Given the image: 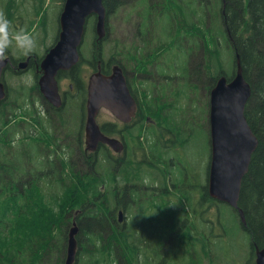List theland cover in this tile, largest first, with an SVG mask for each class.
I'll return each mask as SVG.
<instances>
[{"label": "rangeland", "instance_id": "374dc122", "mask_svg": "<svg viewBox=\"0 0 264 264\" xmlns=\"http://www.w3.org/2000/svg\"><path fill=\"white\" fill-rule=\"evenodd\" d=\"M62 1L0 0V11L5 13L13 28L27 30L35 36L38 41L35 51L41 48L44 51L46 46L51 47L54 43ZM216 3L219 4V2ZM219 6L215 5L216 10ZM132 12L130 0L122 8H114L108 15L109 35L101 43L100 59L105 65L110 60L109 68L115 62H119L125 68L142 106L147 105L148 96L153 93L150 78L155 71H158L161 78L167 81L163 89V98L169 97L170 87H174V95L178 97L179 105L182 99L186 132L180 145L173 137L174 141H167V145L162 150H159L158 145L154 146V142L152 150L147 151L148 140L141 125L133 135H138V140L136 137L127 155L123 159L120 158L121 162L133 158L135 163L123 166L120 171L110 170L108 167L100 168L105 178L101 192L109 200L114 199L116 204L112 212L114 216L112 224L117 229L118 240L123 239L125 242L129 240L128 244L132 247L129 251L130 256L132 260H135L132 264H137L138 256L134 254L139 244L143 243L146 245L145 254L151 256V259L147 260L145 256L139 257L138 264H160L162 257L166 258L163 264H191V260L197 264L252 263L254 259H250L249 237L239 223L235 212L224 204L217 207L214 204L211 205L201 196L209 160V124L206 112V103L207 109L209 107V89L212 85L209 87V81L218 76L220 69L229 74L233 64L231 44L222 28L221 20L218 17L207 22V25L201 23L198 35H186L187 42L185 38L179 39L177 43L180 47L173 43L177 39L173 38V34L169 37L164 35L162 38L160 37L166 32L158 34L154 48L149 51L150 49L148 50L146 46L142 45L139 48L136 43L134 25L138 21L133 15L131 16ZM143 13L144 11L138 10L139 15ZM154 25L158 31L166 28L169 31L172 23L161 26L158 22ZM93 36L91 20H88L80 47L82 61L77 68V73L82 77L83 82L93 71L89 62L95 63L97 59ZM148 37L151 38V33L145 35V42ZM161 42L165 44L162 53H160ZM190 43L191 46L193 45L192 52L188 51ZM194 43H196L195 46ZM144 50L148 51L146 54L148 64H145L142 76L138 77L133 70L137 65L135 58L138 59ZM10 54L15 59L20 58L14 49ZM173 64L177 65V69H173ZM197 68L204 70L203 75L198 79L194 74ZM3 79L7 84L8 96L0 106V114L7 107L10 110L12 107L17 109L11 123L18 131V141L21 142L24 129L37 130L36 125L29 121V117L22 114L23 105L24 110L28 109L25 103L29 100L25 102L24 94L30 91L32 78L9 70L4 73ZM160 84L164 85V82L160 81ZM58 85L60 90L67 89L68 80L64 79L62 82L58 80ZM177 88H179L178 96ZM166 104L170 103L167 101ZM77 105L78 100L73 99L72 104L66 108L69 115L67 132L71 134H76L78 131ZM37 107L36 103L32 106V108ZM176 108L177 101L173 103V107L165 108L163 129L173 131L171 119L174 117ZM22 120L25 122L24 126L21 123ZM97 120L99 122L114 121V117L102 109L99 111ZM167 136L171 138V135ZM32 138L33 136L29 142H32ZM18 141L16 145L19 144ZM61 155L60 153L59 156ZM110 172L113 173L111 181L109 180ZM126 174H134L135 182L141 181L143 185L139 188L134 187L139 192L131 195V200H123L124 206L117 205L114 190L121 189L125 185L122 175ZM128 189H131V186H128ZM145 200L147 202L144 203ZM213 210H216V215ZM119 212H121V221L117 220ZM75 215L76 212L73 213V216ZM142 227L147 233V240L144 235L139 236L137 229ZM161 233H164V238ZM154 234L158 241L151 240ZM152 242H154L153 247ZM170 255L173 257L170 258ZM44 264H54L53 256L49 257Z\"/></svg>", "mask_w": 264, "mask_h": 264}, {"label": "trees", "instance_id": "16d2710c", "mask_svg": "<svg viewBox=\"0 0 264 264\" xmlns=\"http://www.w3.org/2000/svg\"><path fill=\"white\" fill-rule=\"evenodd\" d=\"M129 2L103 0L108 14ZM215 5H201L200 26L219 17L225 33L228 35L229 31L232 36V41L229 36L228 41L233 54L232 71L228 74L220 69L218 76L223 74L228 79L232 76L238 55L243 76L251 88L244 115L258 144L242 177L238 198L251 259L253 244L264 246V0H224L217 10ZM177 42L179 39L174 44ZM108 63L102 69L106 74ZM89 64L94 66L92 62ZM77 68L78 65L72 71L76 72ZM203 73L199 68L194 71L197 79ZM212 81L211 78L209 87ZM16 112L15 107L11 110L7 107L0 114V264H44L51 256L54 264H63L74 212L79 227L76 264H132L135 260L130 256L129 240H118L117 229L112 224L115 201L101 192L105 178L100 168L114 170L113 155L106 147L99 148L95 154H85L77 148L58 151L54 179L39 181L36 178L38 150L27 143L16 145L19 134L11 123ZM102 131L113 134L112 124L102 125ZM109 175L111 181L113 173ZM129 195L124 185L118 201L128 200ZM202 199L210 201L205 194ZM145 248L144 243L139 244L134 254L138 256L137 264L139 257L151 259ZM165 261L162 257L160 264ZM191 264L197 263L191 260Z\"/></svg>", "mask_w": 264, "mask_h": 264}, {"label": "water", "instance_id": "95a60500", "mask_svg": "<svg viewBox=\"0 0 264 264\" xmlns=\"http://www.w3.org/2000/svg\"><path fill=\"white\" fill-rule=\"evenodd\" d=\"M91 15L95 16L94 32L96 42L100 44L106 35L107 12L103 0H64L58 19V38L41 62L43 75L38 81L43 96L56 108L61 106L57 73L71 69L79 61V47L87 19ZM8 62L9 59L0 63V103L6 98V89L1 79ZM26 65L27 61L21 62L19 68L24 69ZM235 66L233 77L228 80L224 75L219 76L209 91L210 162L207 187L211 198L237 210L245 226L244 214L237 202L241 180L257 146V139L244 115L251 88L243 76L238 55ZM101 108L125 122L136 111L135 99L130 94L118 64L111 67L109 74L102 73L98 68L88 77L85 133L90 145L89 151H94L98 143L108 145L113 151H120V142L104 135L95 121ZM118 221H121V212L118 213ZM78 232L79 227L74 218L67 233L64 264H76ZM254 253L253 264H264V247L255 245Z\"/></svg>", "mask_w": 264, "mask_h": 264}, {"label": "flooded vegetation", "instance_id": "af4514ba", "mask_svg": "<svg viewBox=\"0 0 264 264\" xmlns=\"http://www.w3.org/2000/svg\"><path fill=\"white\" fill-rule=\"evenodd\" d=\"M133 12L131 16L135 18V38L138 47L140 48L142 45L146 46L149 49V43L151 39H156L158 34H163L168 36V28L157 30L155 25L156 23H160L163 26L165 23L171 22L173 24V30L171 35L173 34V38H185V36H195L199 34L200 28V8L201 5L204 6H213L215 5L217 0H131ZM219 5H223L221 0H218ZM144 11L143 14L139 15L138 10ZM130 16V17H131ZM209 22V21H208ZM131 23V22H130ZM151 33V38H147L146 42L144 41L145 35ZM109 34V33H108ZM229 40L232 41V36L228 31ZM50 47H46L43 51V48L35 51L28 58H24L20 56L19 59H15L9 53V63L6 67V71L18 72L21 74H25L31 76L32 84L30 86V91L24 94L25 102L29 100V102L25 103L28 106L27 110H24V105L22 106V114L29 117V121L36 125L37 130L33 131L32 129H24L23 131V141H29L32 138V143L38 150L37 153V166L36 170V178L38 177L39 181H52L55 176V158L57 157V152L62 150H71L73 148H77L82 150L85 154L89 153V143L87 142L86 133H85V123L87 116L86 109V101H87V82H83L82 77L76 72L72 70L63 71L62 76L59 78L60 82L62 80H68L67 89H59V94L61 98V106L59 109H56L49 101H47L42 93L40 92V88L38 85V81L40 77L43 75V70L41 69V62L46 55L47 51ZM43 51V52H40ZM148 51H143L139 58H135V62L137 63L136 67L133 69L138 77L142 76V70H145V64H148L146 59V54ZM162 53V50L160 51ZM150 57L148 56V59ZM22 61H27V65L24 69H19V64ZM115 62V61H114ZM98 63L100 65H98ZM114 64H119L122 67L123 73L125 75L127 85L130 91V94L135 99L137 103L136 111L134 115L127 121H123L118 118H114V121H105L99 122L96 117V122L99 125L100 130L102 131V125L112 124L113 126V134L109 137H113L117 139L121 144L120 151L112 152L114 159L113 163L116 171H120V168L123 166H127L128 164H134L133 158L126 160V162H121L120 158H124L127 155V152L134 145V140L137 137L133 136L136 131L143 125V130L146 134V138L148 142L146 143V150H152V145L159 146V150H162L165 145H167V141H174L173 137H175V141L180 145L183 140V136L186 132L185 122H184V111H183V103L181 99V104L179 105L178 97L174 95V87H170V94L168 96H164L163 98V89L166 80L161 78V75L158 71H155L154 74L150 78V82L153 85V93L148 96L147 105L142 106L139 100V96L133 88V85L128 79L127 71L125 68L119 63L115 62ZM103 65V61L99 60L95 69L100 68ZM94 68V66H90ZM140 67V68H138ZM157 69V67L155 66ZM154 68V69H155ZM101 69V68H100ZM155 69V70H156ZM173 69H177V65L173 64ZM4 72V73H5ZM60 76V75H59ZM5 81V80H4ZM160 81L164 82V85L160 84ZM215 80L213 81L212 86L214 85ZM6 89L7 84L5 81ZM211 86V87H212ZM179 88H177L176 93L178 96ZM181 92V90H180ZM35 99V100H34ZM73 99L78 100V131L76 134H71L67 132L68 129V120L69 115L66 108L72 104ZM169 102L170 104H166L165 102ZM177 101V108L174 110V117L171 119V127L173 131H168L163 129V114L165 108L168 106L173 107V103ZM36 103L38 105L37 108H32L33 104ZM20 110V107H19ZM206 112L208 114L207 103H206ZM99 114V113H98ZM21 123L24 126V121ZM27 132L32 133L29 135ZM103 132V131H102ZM253 132V131H252ZM104 133V132H103ZM209 134V128H208ZM254 134V132H253ZM167 135H171V138ZM255 135V134H254ZM108 136V135H107ZM256 137V135H255ZM257 139V137H256ZM98 143L97 147L99 146ZM258 144V139H257ZM96 147V149H97ZM106 147L105 145H100L99 148ZM98 148V149H99ZM108 148V147H107ZM95 149V151H96ZM109 149V148H108ZM94 151V152H95ZM161 153V152H160ZM158 157V156H157ZM209 162H210V147H209V160L206 166V178L204 181V185L201 188L202 195L205 194L210 199L209 203L216 205H220L216 199L211 198L208 195V187H207V177L209 170ZM250 162V161H249ZM179 163V162H178ZM248 169V168H247ZM122 178L125 180V185L131 186L129 192L131 195L137 194L139 191L136 188L141 187L142 182H135L134 174H126L122 175ZM145 178L143 179V181ZM122 188H115L114 190V198L117 200V205L122 204L124 206L123 200L118 201L121 197ZM131 195L127 198L131 200ZM201 195V196H202ZM147 200L144 201V203ZM152 203V202H151ZM224 204V203H222ZM226 207L228 205L224 204ZM233 211V208L229 207ZM216 215V210H213ZM139 236H145L147 240V233L145 229L139 228ZM161 236L164 238V233H161ZM151 240L158 241L159 239L154 234L152 235ZM154 242L151 243V246H154ZM163 242V241H162Z\"/></svg>", "mask_w": 264, "mask_h": 264}, {"label": "clouds", "instance_id": "9594fccd", "mask_svg": "<svg viewBox=\"0 0 264 264\" xmlns=\"http://www.w3.org/2000/svg\"><path fill=\"white\" fill-rule=\"evenodd\" d=\"M38 46L35 36L27 30L13 28L10 20L0 11V63L9 59L14 49L24 58L34 54Z\"/></svg>", "mask_w": 264, "mask_h": 264}]
</instances>
